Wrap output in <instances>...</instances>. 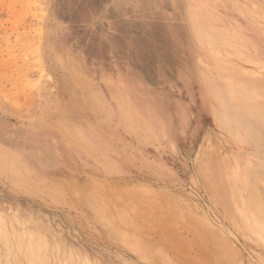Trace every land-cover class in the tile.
Instances as JSON below:
<instances>
[{"label":"rangeland","instance_id":"rangeland-1","mask_svg":"<svg viewBox=\"0 0 264 264\" xmlns=\"http://www.w3.org/2000/svg\"><path fill=\"white\" fill-rule=\"evenodd\" d=\"M181 1L0 0V264H32L22 249L45 242L72 264H264V234L247 230L227 174L245 181L258 158L202 98L207 85L228 95L225 64L245 67L215 52L227 14L259 32L264 0H203L223 29L200 40ZM246 67L264 80V58Z\"/></svg>","mask_w":264,"mask_h":264},{"label":"bare ground","instance_id":"bare-ground-1","mask_svg":"<svg viewBox=\"0 0 264 264\" xmlns=\"http://www.w3.org/2000/svg\"><path fill=\"white\" fill-rule=\"evenodd\" d=\"M29 1V0H28ZM215 1V0H210V4ZM181 3L183 4V7H184V14L185 16L188 17L189 19V24H190V28H192V32L195 34V36L200 40V39H204L206 38L207 36H218V33L219 31H221L223 29V27L221 26V22H220V18H211L209 19L207 16H206V13H207V3L209 4V1H207V3L205 4V2L203 0H182ZM237 4V3H236ZM47 5V4H46ZM224 5V4H222ZM28 6V5H26ZM237 6V5H236ZM216 7V6H215ZM224 7V6H223ZM12 9V8H11ZM14 9V8H13ZM12 9V10H13ZM31 9V8H30ZM29 9V10H30ZM224 9V8H223ZM240 9V8H239ZM15 10V9H14ZM32 10V9H31ZM217 10V9H216ZM215 10V11H216ZM213 11V10H212ZM241 11V10H240ZM243 11V10H242ZM31 12V11H30ZM35 14V10L33 11ZM39 12V11H38ZM219 12V11H218ZM221 12V10H220ZM245 12V11H244ZM243 12V13H244ZM17 13V11H16ZM239 13V12H238ZM223 14V13H222ZM231 14V13H230ZM242 14V13H241ZM240 14V15H241ZM249 15V14H248ZM226 16V15H225ZM224 16V17H225ZM247 16V14H246ZM250 16V15H249ZM253 16V15H252ZM20 17V16H19ZM36 14H35V18H36ZM41 17H42V14H41ZM214 17H218L217 15L214 16ZM227 28L229 29H226V33L225 34H222L223 36L221 37V41L222 43L221 44V47H220V50H215V52L219 55H232V56H235L237 58V60H240L242 64H245V67H241L238 63H230V64H225V66H227V68L230 70V74H229V77L226 78L224 77V85L226 87L230 86L227 88L228 90V95H225V88L222 87L220 85V90L219 89H214V88H211L207 85V90L204 92H202V98L206 101L207 105L209 104V107H212L211 110L213 111L211 114L212 116L215 118V119H218L220 121H223V122H233V123H236L239 125L240 129H241V132L243 133V135L245 136V157L247 158H251V156H255L257 157V163H255L256 166H253L251 167V169L248 168V166H245V173L243 172V174L245 175V181H242L239 176H238V173L236 172L234 175L232 173H227L229 174V183L231 182L232 184V189L231 192L235 198V204H237L238 207H236V210H237V213L238 215L241 217L242 221L245 222V226L247 228V230H249V233L251 234L253 231L259 233L260 235L263 233L264 234V194H262V190H261V187L264 186V80L261 76H256L255 73L251 70H249L246 65L248 64H260L263 62V58H264V48L263 47V41H261L262 39H264V14L262 13L261 16H260V23L262 24V28L263 30L259 31L257 29V31L259 32H256V33H247L245 31L246 27L244 25L247 26V24H241L239 25L238 27H236L234 25V17L232 16H228L227 14ZM236 17V16H235ZM242 17V16H241ZM39 18V16H38ZM244 18V17H243ZM246 18V17H245ZM256 18V17H255ZM16 19V18H15ZM37 19V18H36ZM253 19V18H252ZM25 20V19H24ZM38 20V19H37ZM185 20V18H184ZM245 19H243L242 21H244ZM249 21V20H248ZM254 21V20H253ZM238 22V21H237ZM246 22V21H245ZM250 22V21H249ZM29 23V22H28ZM225 23V24H226ZM243 23V22H242ZM16 24V23H15ZM31 24V23H30ZM37 24V23H36ZM35 24V25H36ZM239 24V23H238ZM25 25V24H24ZM28 25V24H27ZM23 26V25H22ZM29 26V25H28ZM40 26V25H39ZM250 26V24H249ZM38 27V26H37ZM207 27L209 29L207 30H204V28ZM252 28V26H250ZM249 27V28H250ZM255 28V27H254ZM261 28V29H262ZM191 30V29H190ZM252 30V29H251ZM23 31V30H22ZM41 31V30H40ZM35 32V31H34ZM38 35V34H36ZM19 36V35H18ZM21 36V35H20ZM33 36V35H32ZM191 36V35H189ZM38 38V36H37ZM235 38H237V41L239 42H235ZM40 39V38H38ZM35 38V40H38ZM195 40V39H194ZM29 41V40H28ZM27 41V42H28ZM8 42V41H7ZM19 43V42H17ZM224 43V44H223ZM21 44V43H19ZM28 44V43H27ZM36 44V43H35ZM38 44V42H37ZM39 45V44H38ZM23 46L24 44L21 46L20 49H22L23 51ZM35 46V45H33ZM31 45V47H33ZM25 47V46H24ZM30 47V46H29ZM29 47H25V48H29ZM31 47H30V51H31ZM37 47V46H36ZM36 47H34L33 49H35V51H37ZM39 48V47H38ZM262 48V49H261ZM32 49L31 52H33L34 50ZM1 50V49H0ZM40 50V49H39ZM26 51V49H25ZM29 51V49L27 50ZM27 51L25 53H27ZM29 51V52H30ZM2 52V51H1ZM20 52V51H19ZM18 52V53H19ZM14 53V52H13ZM12 53V54H13ZM17 53V54H18ZM21 54H23L22 52H20ZM25 53L23 54L24 55V58L28 55L25 56ZM35 52H33L34 54ZM37 53V56L35 55ZM34 55L36 57H40L39 55H41V52H36ZM39 53V54H38ZM11 54V55H12ZM15 54V53H14ZM10 55V56H11ZM20 55V54H19ZM32 55V54H30ZM7 56V55H6ZM18 56V55H17ZM22 56V55H21ZM12 59H13V55L11 56ZM23 57V56H22ZM28 57V56H27ZM36 57L34 58V63L35 62H39L41 63L42 61V58H40L39 60L36 59ZM15 59H16V56H15ZM18 59V58H17ZM21 58H19L20 60ZM33 59V58H32ZM200 59V57H199ZM10 60V59H9ZM24 60V59H23ZM38 60V61H37ZM18 61V60H17ZM29 61V60H28ZM13 62V61H12ZM15 62V60H14ZM22 62V61H21ZM31 62V61H30ZM16 63V62H15ZM14 63V64H15ZM23 63H25L26 65L27 64H30V63H26L25 60L23 61ZM34 63H31V64H34ZM36 63V64H37ZM5 65V64H4ZM16 65V64H15ZM14 65V66H15ZM25 65V66H26ZM40 64H37L36 66H39ZM42 65H43V62H42ZM25 66H22L25 68ZM35 66V67H36ZM41 66V65H40ZM39 66V71H43V67ZM252 66V65H251ZM21 67V68H22ZM29 65L27 66V68H25V70L29 69L28 68ZM34 65L32 66V68H30L31 70L32 69H35L33 68ZM14 68V67H13ZM29 69V70H30ZM38 69V68H37ZM36 69V70H37ZM21 70V69H19ZM18 70V72H19ZM24 70V71H25ZM17 71V70H16ZM40 71V72H41ZM21 72V71H20ZM23 72V71H22ZM21 72V73H22ZM30 72V71H29ZM39 73V72H38ZM37 74V73H36ZM2 75V74H0ZM26 75H28L26 73ZM45 74H43V77H44ZM25 76V73L24 75ZM38 76V75H37ZM203 77L205 78L206 75L203 74ZM9 78V77H7ZM24 78V77H23ZM38 78V77H37ZM47 78V77H46ZM46 78H45V81H46ZM49 78V77H48ZM4 79V77H3ZM210 79V78H209ZM212 79V77H211ZM223 79V78H222ZM258 79V80H257ZM11 80V79H10ZM27 80V77L26 79ZM31 80V79H30ZM39 82V79H37ZM44 80V79H43ZM48 80V79H47ZM5 81V80H4ZM28 81V80H27ZM49 81V80H48ZM47 81V82H48ZM207 81V80H206ZM8 82V81H7ZM30 82V81H28ZM27 82V83H28ZM33 80L30 82L32 83ZM36 83V80L34 81ZM201 82V84H204L203 83V79L200 78L199 79V83ZM9 83V82H8ZM24 83V82H23ZM34 83V84H35ZM40 83V82H39ZM26 84V83H25ZM29 84V83H28ZM27 84V86H28ZM38 84V83H37ZM37 84H35L34 86L37 87ZM43 84V83H42ZM30 86L32 85V88H35L33 87V83L32 84H29ZM81 85V84H80ZM29 86V88H31ZM40 86V84H39ZM76 86V85H75ZM204 87V85H202ZM11 87V86H10ZM196 87V86H195ZM15 88V87H14ZM31 88V90H32ZM38 89V87L36 88ZM13 90V89H12ZM11 90V91H12ZM34 90V89H33ZM32 90V91H33ZM17 91V90H16ZM15 91V92H16ZM26 91V90H25ZM28 91V90H27ZM204 91V90H202ZM17 93V92H16ZM15 93V94H16ZM31 93V92H30ZM35 93V92H34ZM0 94H2L0 92ZM19 94V93H18ZM21 94V92H20ZM8 95V94H7ZM5 96V95H4ZM12 97V96H11ZM238 97V98H237ZM25 98V97H23ZM206 99H210V100H206ZM6 100H8V98H6ZM5 100V101H6ZM24 100V99H23ZM229 100L232 101V104L229 103ZM16 101V100H15ZM35 102V100H34ZM31 103V102H30ZM17 105V104H15ZM29 106V105H27ZM236 106H242L243 108L245 107V111H248L250 112V110H252L253 112V115L256 117V121H253V123H247V119H246V113L245 115L243 114H240L237 110H236ZM10 107V106H9ZM18 107V105H17ZM16 108V106L14 107ZM33 108V107H32ZM11 109V108H10ZM27 109V107H26ZM12 110V109H11ZM16 110V109H15ZM14 111V110H13ZM18 114V113H17ZM21 114V113H20ZM61 114V113H60ZM245 117V119L243 118ZM238 131V130H237ZM233 140V139H232ZM241 154V153H240ZM227 160V159H226ZM243 161V160H242ZM247 161H250V160H247ZM231 163V162H230ZM242 163V162H241ZM249 164V163H248ZM250 166V165H249ZM244 167V166H243ZM233 168V167H232ZM253 168H255L256 170H254ZM225 169V168H224ZM227 171V169H226ZM244 171V170H243ZM225 176V174H224ZM225 179V178H224ZM241 181V182H240ZM94 182V181H93ZM92 182V184H93ZM228 183V184H229ZM97 186V185H96ZM230 186V185H229ZM144 188V187H143ZM231 188V187H229ZM95 189V188H94ZM103 189V188H102ZM237 189V190H236ZM115 189H113L114 191ZM133 190V189H132ZM146 190V189H145ZM120 191V190H119ZM123 191V190H122ZM121 191V193H122ZM98 192V190H97ZM111 192V191H110ZM118 192V191H117ZM117 192H115V194H117ZM124 192V191H123ZM99 193V192H98ZM110 194V193H109ZM112 194V193H111ZM124 194V193H123ZM128 194V193H126ZM159 194V193H157ZM113 195V194H112ZM122 195V194H121ZM144 195V194H143ZM156 195V194H154ZM101 196V195H100ZM114 196V195H113ZM116 196V195H115ZM157 196V195H156ZM155 196V197H156ZM160 196V195H159ZM127 197V196H126ZM125 197V198H126ZM158 197V196H157ZM96 198V197H95ZM98 199H100L99 197H97ZM104 198V197H103ZM115 198V197H114ZM123 198V196H122ZM126 199H129L128 197ZM106 200V199H105ZM108 200V199H107ZM124 200V199H123ZM245 200V208L242 209L240 207V204L241 202H243ZM140 201V200H139ZM98 202H100V200H98ZM106 202V201H105ZM112 202V201H111ZM114 202V201H113ZM118 202V201H117ZM127 203V201H125ZM170 202V201H169ZM109 203V202H108ZM154 203V202H153ZM102 204L101 202L99 203V205ZM107 204V202H106ZM119 204V203H118ZM117 204V205H118ZM146 204V203H145ZM167 204V203H166ZM98 205V204H97ZM111 205V204H110ZM142 205V204H141ZM139 205V206H141ZM242 205V204H241ZM101 206V205H100ZM126 206V205H125ZM127 207V206H126ZM137 207V206H135ZM104 208V207H103ZM109 208V207H108ZM118 208V207H117ZM146 207H144L145 209ZM166 208V207H165ZM128 209V208H127ZM131 209V207H130ZM133 209H134V206H133ZM132 209V210H133ZM138 209V207H137ZM169 209V208H168ZM166 209V210H168ZM174 209V208H173ZM116 210V208H115ZM92 211V210H91ZM93 211H94V207H93ZM117 211V210H116ZM131 211V210H130ZM139 211V210H138ZM141 211V210H140ZM170 211V210H169ZM97 212V211H96ZM109 212H111L109 210ZM149 212V211H148ZM155 212V211H154ZM121 213V212H119ZM128 213V212H127ZM142 213V212H141ZM151 213V212H150ZM170 213V212H169ZM117 214V213H116ZM116 214L114 215L116 217ZM124 214V213H123ZM93 215V214H92ZM101 215V214H100ZM105 215V214H104ZM112 215V214H111ZM110 215V217H111ZM152 215V214H151ZM157 215V214H156ZM125 216V215H124ZM131 216V215H130ZM136 216V215H134ZM149 216V215H148ZM167 216V215H166ZM170 216V215H169ZM168 216V217H169ZM172 216V215H171ZM127 217V216H126ZM129 217V216H128ZM154 217V216H153ZM102 218H103V215H102ZM106 218H109V217H106ZM111 218H114V217H111ZM134 218V217H133ZM132 218V219H133ZM144 218V217H143ZM151 218V217H150ZM224 218V217H223ZM99 219V218H98ZM125 219V218H124ZM135 219V218H134ZM165 219V218H164ZM111 220V219H110ZM118 220V219H117ZM144 220V219H143ZM201 220V219H200ZM141 221V220H140ZM155 221V220H154ZM158 221V220H157ZM108 222V220H107ZM113 222H115L113 220ZM117 222V221H116ZM145 222V221H144ZM147 222H149L147 220ZM243 222V223H244ZM118 223V222H117ZM135 223V222H134ZM139 223V222H138ZM1 224V223H0ZM16 224V223H15ZM120 224V223H119ZM141 223H139L140 225ZM146 225V223H144ZM150 224V223H149ZM143 224H141L142 226ZM144 228H149L148 224H147V227ZM153 225V224H152ZM151 225V226H152ZM209 225V224H208ZM104 226V225H103ZM107 226V224H106ZM127 226V225H126ZM151 226H150V229H151ZM21 227V226H20ZM120 227V226H119ZM123 227V226H122ZM133 229L136 230V226L134 227L132 225ZM213 227V226H212ZM41 228V227H40ZM116 228V227H115ZM124 228V227H123ZM131 228V227H130ZM155 228H157L155 226ZM154 228V230H155ZM163 228V227H162ZM177 228V226H176ZM13 229V227H12ZM114 229V228H112ZM132 229V228H131ZM132 229V230H133ZM138 229L140 228H137V231L136 233L138 232ZM153 229V228H152ZM201 229V228H200ZM209 229V228H208ZM29 230V228H28ZM44 230V229H43ZM119 230V229H118ZM146 230V229H145ZM206 230L205 228L203 229L202 228V232L204 233V231ZM4 231V230H3ZM113 231V230H112ZM153 231V230H151ZM173 231V230H172ZM214 231V230H213ZM31 232V231H30ZM39 232V231H38ZM46 232V231H45ZM134 232V230H133ZM141 233H143L142 231H140ZM147 232V231H146ZM171 232V231H170ZM215 232V231H214ZM6 233V232H5ZM29 233V232H28ZM32 233V232H31ZM35 233V232H34ZM117 233V232H116ZM145 233V232H144ZM175 233V232H174ZM212 233V232H210ZM3 234V233H2ZM27 234V233H26ZM38 234V233H37ZM127 234V233H126ZM156 234V233H155ZM218 234V233H216ZM224 234V233H223ZM28 235V234H27ZM146 235V234H145ZM214 235V234H213ZM13 236V235H12ZM11 236V237H12ZM40 236V235H39ZM43 236V235H42ZM117 236V235H115ZM122 236V235H121ZM144 236V235H143ZM183 236V235H182ZM262 238L264 239V235H261ZM2 237V236H1ZM7 237L8 234H7ZM30 237V236H29ZM128 237V236H127ZM169 237V236H168ZM167 237V238H168ZM185 237V236H184ZM215 237V236H214ZM219 237V236H218ZM3 238V237H2ZM6 238V237H5ZM13 238V237H12ZM11 238V239H12ZM28 238V237H27ZM37 238V237H36ZM40 238V237H38ZM37 238V239H38ZM160 238V237H158ZM203 238H205L203 236ZM208 238V237H207ZM15 239V238H14ZM141 239V238H140ZM157 239V238H156ZM185 239V238H184ZM29 240V239H28ZM40 240V239H39ZM45 240V239H44ZM114 240V239H113ZM117 240V239H116ZM128 240V239H127ZM161 240V238H160ZM204 240V239H203ZM10 241V240H9ZM12 241V240H11ZM14 241V240H13ZM17 242V240H15ZM14 241V242H15ZM20 241V239H19ZM34 241V239H33ZM185 241V240H184ZM187 241V240H186ZM206 241V240H205ZM7 242V241H6ZM15 242V243H16ZM37 242V241H36ZM120 242V241H119ZM132 242V241H131ZM182 242V240H181ZM13 242H9V247L8 248H11L10 245H12ZM20 243V242H19ZM155 243V242H154ZM183 243V242H182ZM195 243V242H194ZM3 244H6L7 243H3ZM22 244V243H21ZM34 244H35V241H34ZM163 244V243H162ZM204 244V243H203ZM214 244V243H213ZM38 245V244H37ZM36 245V246H37ZM48 244L45 242L43 243L42 245H39V247L37 248V250H27L25 251V248H23L22 251L23 253H25L26 255V258L29 260H32V264H49V260L51 261V264H72L71 261H74L75 258H70L71 255H67L68 258H61L58 254H50V248L52 247H49L48 249ZM149 245V244H148ZM231 245V244H230ZM1 246V244H0ZM5 246V247H6ZM15 246V244H14ZM11 249H13V247ZM56 246V245H55ZM164 246V244H163ZM172 246V245H171ZM196 246V245H195ZM19 247V246H18ZM25 247V246H23ZM27 248L29 246H26ZM143 247V246H142ZM167 247V246H166ZM233 247V246H232ZM4 249L5 251V248H4V245L3 247H1L0 249ZM15 248H17V244L15 246ZM21 248V247H20ZM18 248V250L20 249ZM26 248V249H27ZM32 248H36V247H33ZM58 249V248H57ZM56 249V250H57ZM142 249V248H141ZM15 249L11 250V252H13V256L14 254H16L14 252ZM21 250V249H20ZM17 251L18 252H20ZM53 250V248H52ZM153 250V248H152ZM2 251V250H1ZM9 249L6 251L7 252V255H9L8 253ZM59 251V250H58ZM129 251V250H128ZM140 251V249H139ZM142 251V250H141ZM154 251V250H153ZM158 252V251H157ZM199 252V250H198ZM5 253V252H4ZM147 253V252H145ZM139 254V253H138ZM7 255H4V256H1V259L2 257L4 258L5 256V259H7ZM18 254H16L14 257H17ZM25 255L21 254V257L23 258ZM149 255V254H148ZM155 255V254H154ZM153 255V256H154ZM163 255V254H162ZM162 255H160L162 257ZM175 255V254H174ZM177 255V254H176ZM80 256V255H79ZM202 256V255H201ZM20 257V258H21ZM143 257V256H142ZM207 257V256H206ZM235 257V256H234ZM10 258V257H9ZM24 257V259H26ZM78 258V257H77ZM76 260H79L81 258V256ZM138 258V257H137ZM150 258V257H149ZM23 259V260H24ZM27 259H26V263H27ZM11 260V259H9ZM16 261V259H13ZM57 260L59 262H57ZM146 260V259H145ZM206 260V259H205ZM2 261V260H1ZM7 261V260H6ZM67 261H70V262H67ZM10 262V261H9ZM9 262H6L9 263ZM30 262V261H29ZM28 264H31L29 263ZM76 262V261H75ZM74 262V263H75ZM86 262V260H85ZM177 262V260H176ZM175 262V263H176ZM2 263V262H1ZM23 263V262H22ZM21 263V260H19L18 262H11L9 264H22ZM77 263V262H76ZM82 264H85L84 262H82ZM89 264V263H87ZM150 264V263H149ZM174 264V263H173Z\"/></svg>","mask_w":264,"mask_h":264}]
</instances>
